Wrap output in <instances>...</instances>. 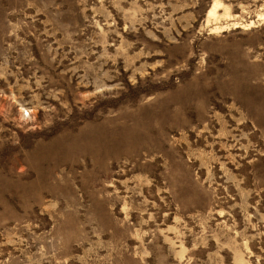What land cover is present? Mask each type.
Here are the masks:
<instances>
[{"label": "rangeland", "instance_id": "obj_1", "mask_svg": "<svg viewBox=\"0 0 264 264\" xmlns=\"http://www.w3.org/2000/svg\"><path fill=\"white\" fill-rule=\"evenodd\" d=\"M0 264H264V0H0Z\"/></svg>", "mask_w": 264, "mask_h": 264}, {"label": "bare ground", "instance_id": "obj_2", "mask_svg": "<svg viewBox=\"0 0 264 264\" xmlns=\"http://www.w3.org/2000/svg\"><path fill=\"white\" fill-rule=\"evenodd\" d=\"M216 7V3L213 4L212 8L208 11V16L214 15V8Z\"/></svg>", "mask_w": 264, "mask_h": 264}]
</instances>
